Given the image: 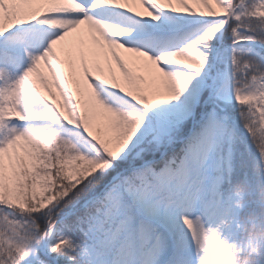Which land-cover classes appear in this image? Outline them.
<instances>
[{
	"label": "snow or ice",
	"instance_id": "6c2138e0",
	"mask_svg": "<svg viewBox=\"0 0 264 264\" xmlns=\"http://www.w3.org/2000/svg\"><path fill=\"white\" fill-rule=\"evenodd\" d=\"M0 264H264V0H0Z\"/></svg>",
	"mask_w": 264,
	"mask_h": 264
},
{
	"label": "rangeland",
	"instance_id": "374dc122",
	"mask_svg": "<svg viewBox=\"0 0 264 264\" xmlns=\"http://www.w3.org/2000/svg\"><path fill=\"white\" fill-rule=\"evenodd\" d=\"M140 11H143V9H139Z\"/></svg>",
	"mask_w": 264,
	"mask_h": 264
}]
</instances>
